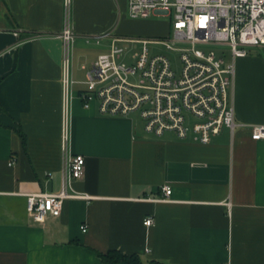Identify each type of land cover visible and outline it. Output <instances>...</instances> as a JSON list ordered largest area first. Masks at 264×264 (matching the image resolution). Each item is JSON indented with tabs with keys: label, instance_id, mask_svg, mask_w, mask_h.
Wrapping results in <instances>:
<instances>
[{
	"label": "crops",
	"instance_id": "crops-1",
	"mask_svg": "<svg viewBox=\"0 0 264 264\" xmlns=\"http://www.w3.org/2000/svg\"><path fill=\"white\" fill-rule=\"evenodd\" d=\"M123 4L70 0L78 51L65 96V0H0V264H103L97 253L108 250L164 264H264V140L245 128L264 123V62L235 60L233 133L209 144L150 136L139 118L101 115L79 97L111 39L86 40L115 31ZM64 132L68 156L85 160L67 191L86 197L38 223L26 195L60 191ZM163 186L171 194L160 200Z\"/></svg>",
	"mask_w": 264,
	"mask_h": 264
},
{
	"label": "built area",
	"instance_id": "built-area-1",
	"mask_svg": "<svg viewBox=\"0 0 264 264\" xmlns=\"http://www.w3.org/2000/svg\"><path fill=\"white\" fill-rule=\"evenodd\" d=\"M127 14L132 20L168 17V33L160 38L129 40L111 30L98 36L97 40L107 38L112 43L87 74L85 90L79 94L83 107L96 101L104 116L136 114L144 132L154 137L173 133L180 140L209 144L223 129L233 133L237 124L229 90L235 60L247 56L251 48L264 46V0H127ZM59 38L66 96L73 83L68 68L75 41L70 0H65ZM123 41L141 44L130 64L123 60L126 51L116 45ZM149 45L163 49L150 54ZM226 53L232 61L226 60ZM245 128L252 140H264V123ZM61 148L60 191L26 195L27 213L38 223L59 217L64 199L86 197L67 191L71 181L82 178L85 160L81 155L68 156L66 132ZM162 192L160 200H165L171 188L163 186ZM152 224L151 218L145 219V226Z\"/></svg>",
	"mask_w": 264,
	"mask_h": 264
},
{
	"label": "rangeland",
	"instance_id": "rangeland-1",
	"mask_svg": "<svg viewBox=\"0 0 264 264\" xmlns=\"http://www.w3.org/2000/svg\"><path fill=\"white\" fill-rule=\"evenodd\" d=\"M124 4L126 5V0H124ZM123 4V9L120 17V22L117 28L115 29L114 33L119 35L120 37L126 39H154L160 38L162 36H166L168 33L167 22L169 21L168 17H151L149 19H141V20H132L128 17L127 9ZM104 40V39H103ZM107 40V39H105ZM100 41V40H99ZM102 41V39H101ZM108 42V40H107ZM86 43L89 45L97 44L98 40H86ZM112 41L110 40L109 46L111 45ZM118 47L123 48L126 51L127 57L123 60L130 64L131 60L130 57L141 50V44L137 42H116ZM108 46V47H109ZM78 43H73V54L77 53L78 51ZM80 47V46H79ZM81 48V47H80ZM150 54L157 52L158 50H162V47L159 46H148ZM226 60L232 61L229 54L226 53ZM248 56L257 58L259 61L264 62V49L262 48H252L248 50ZM84 61V59L82 60ZM131 117L138 119L136 114L132 115ZM140 119H138L139 121Z\"/></svg>",
	"mask_w": 264,
	"mask_h": 264
},
{
	"label": "trees",
	"instance_id": "trees-1",
	"mask_svg": "<svg viewBox=\"0 0 264 264\" xmlns=\"http://www.w3.org/2000/svg\"><path fill=\"white\" fill-rule=\"evenodd\" d=\"M19 135L24 141L22 132H19ZM97 255L103 264H164L158 260L144 261L137 254H123L118 250H108L105 253L98 252Z\"/></svg>",
	"mask_w": 264,
	"mask_h": 264
}]
</instances>
